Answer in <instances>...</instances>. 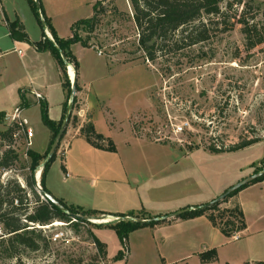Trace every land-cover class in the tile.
Wrapping results in <instances>:
<instances>
[{
	"label": "rangeland",
	"instance_id": "obj_1",
	"mask_svg": "<svg viewBox=\"0 0 264 264\" xmlns=\"http://www.w3.org/2000/svg\"><path fill=\"white\" fill-rule=\"evenodd\" d=\"M21 4L25 9H31L26 0H21ZM102 5L99 23L93 32L88 33L84 24L76 28L80 37L94 45L95 53L98 51L103 54V59L106 57L113 62L111 74L102 87L108 91V97L114 96L112 104L120 101L117 100L118 94L142 88L129 95L130 100L142 99L147 94L152 109L136 118L137 132L158 137L160 143L177 146L173 147L175 149L193 152L187 162L200 163L201 170L187 176L191 180L190 187L208 193L215 188H225L226 191L263 170L264 42L250 48L243 29L245 24L240 21L244 19L259 28L264 26V0H223L222 16L211 18V23L207 18L204 20L211 29L210 39L177 55L169 54L154 61L146 59L138 45L130 0H105ZM1 11L0 7V22ZM2 31L4 28L0 25V35ZM19 61L12 48L0 55V112H4L0 133L7 129L15 112L14 84L25 76ZM4 65H7L5 72ZM27 114L31 115V126L36 129L38 110L35 109V116L34 110ZM185 122L187 124L182 132L174 131L175 126ZM147 130H151V134ZM42 135L44 132L39 131V142ZM252 139L258 141L239 150H210L212 147L226 149ZM11 147L19 158L11 168L0 169V183L12 185L10 182L17 180L26 190L30 212L36 204V197L26 184L30 175L31 159L27 154L30 146L21 133L14 137ZM35 147L41 149L39 145ZM180 160L183 162L182 158ZM52 164L51 175L58 181L61 175L60 157ZM42 168L41 165L33 177L40 170L42 172ZM38 181L41 185V173ZM35 191L44 201L36 187ZM263 191L264 181H260L237 192L246 209L247 229L237 239L218 234L216 244L220 249H216L221 252L219 256L217 251L218 264L255 263L264 258ZM227 201L221 203V208H225ZM107 216L112 219H108V223L131 218ZM22 218L26 221L25 216ZM53 223L59 224L37 226V233L41 234L39 248L17 246L18 254L14 258L9 257L6 245L1 243L7 235L3 236L6 231L0 224V264H125L115 258L122 244L110 226H97L101 223L88 221L73 224L57 220ZM56 230L66 232L65 240H52ZM95 237L106 244L105 256L100 254L94 243ZM194 240L195 236L191 238L189 234H173L156 240L151 228L140 230L133 233L127 242L126 264H193L192 251L202 244L195 245Z\"/></svg>",
	"mask_w": 264,
	"mask_h": 264
},
{
	"label": "crops",
	"instance_id": "obj_2",
	"mask_svg": "<svg viewBox=\"0 0 264 264\" xmlns=\"http://www.w3.org/2000/svg\"><path fill=\"white\" fill-rule=\"evenodd\" d=\"M98 1L41 0V3L58 36L69 38L72 36V25L81 19L92 17L94 5ZM0 7V25L4 28L0 35V55L8 53V49L12 48L18 54L19 65L25 72L24 79L14 84V107L21 102L19 89L27 90L26 97L30 105L22 109V116L28 120V127L33 131L30 148L44 154L49 147L52 132L42 123L39 101L48 103L49 117L52 120L62 119L66 102V91L62 87L63 72L49 51L40 52L29 43L14 40L10 36L6 17L10 21L18 17L32 42L42 39L43 26L32 9H25L21 0H0ZM45 33L53 39L48 28H45ZM71 49L79 62L77 73L73 66L67 68L70 81L72 69L79 86L75 94L79 103L75 111L78 122L68 125L54 161L56 163L57 157H60L65 170L61 168L60 178L56 181L51 175L52 164L46 175V187L54 197L69 205L96 210L106 215L138 213L144 210L153 216H163L206 204L225 191V188H215L208 193L191 188V180L187 176L201 170L200 163L187 162L193 152L175 149L177 146L160 143L158 137L137 132L136 118L152 109L147 94L142 99L137 97L130 100L129 95L136 94L134 92L141 91L142 88L118 94L117 100L120 101L112 104L114 96L108 97V91L102 85L111 74L113 62L106 57L103 59V54L96 50L95 53L93 47L75 43ZM6 67L4 65V72ZM35 109L38 110L36 129L31 126V115L27 114L34 110L35 116ZM89 122L93 123L99 134L113 142L114 150L97 148L81 134V128ZM148 130L151 134V130ZM39 131L44 132L41 142L37 139ZM106 143L104 142L105 145ZM35 145H39L41 149ZM261 197L264 204V193ZM237 204L245 213L244 202H240L237 195L229 198L224 206L230 208ZM168 220L170 221L167 223L139 228L130 234L128 240L133 233L148 228H151L156 240L173 234H189L191 238L195 236V245L202 242L200 247L195 248L197 250L192 251L193 264H218L217 260L202 263L199 258L201 252L220 249L216 244L218 234L225 236L206 215L192 219L174 217ZM246 229L232 238H239ZM218 253L221 256L220 250ZM123 261L126 264L128 259L124 258ZM259 261L264 262V258Z\"/></svg>",
	"mask_w": 264,
	"mask_h": 264
},
{
	"label": "trees",
	"instance_id": "obj_3",
	"mask_svg": "<svg viewBox=\"0 0 264 264\" xmlns=\"http://www.w3.org/2000/svg\"><path fill=\"white\" fill-rule=\"evenodd\" d=\"M26 1L41 23L40 13L37 11L36 3L38 2L40 5L41 15L46 25V27L42 28L43 37L39 41L32 42L25 30L24 24L18 17L13 21H10L6 17L10 36L14 40L29 43L40 52L49 51L54 56L63 72L62 87L64 91H66V102L64 103L63 107L62 119L60 121H54L49 117L48 103L44 100L39 101L42 123L50 129L52 135L49 147L44 154H41L31 148L27 150V154L31 159V165L29 167L30 175L26 180V184L36 197V204H34V206L31 208V211H28L30 206L28 201L29 199L25 194L26 190L17 180L10 182L12 185H4L3 183H0V224L6 231L3 236L7 235V238L2 239L1 243L6 245L7 252L11 258L17 257V246H25L31 249L39 248L38 241L41 237V234L37 233L36 229L39 228L37 226H46L57 220L71 222L73 224L78 222H87L82 220L74 221L67 213L63 212L52 202L40 200L38 194L35 191V181L33 174L42 165L43 160L47 158L50 147L61 127L69 107L72 83L67 74V66L65 65L60 50L64 53L68 63L74 67L77 73L79 69V62L72 52V45L75 43H80L84 47H94V45L90 44L86 39L80 37V35L76 32V28L78 25L84 24L86 25V30L88 33L93 32L96 28V25L99 23L100 10L102 9V4L105 2V0H99L94 5V14L92 17L81 19L72 25L71 37L61 38L54 30L50 18L45 14L41 0ZM130 3L133 9L132 19L138 34V45L144 51L145 58L150 61H154L158 57H163L169 54L177 55L188 48L207 41L210 39L211 29L208 26V22H205L204 20L207 18L211 23V18L221 17L223 14V0H130ZM240 22L245 24L243 29L248 40V46L250 48H254L264 42V26L259 28L257 24H248L244 19ZM45 28L49 29L53 36V40L46 35ZM253 33H255V35H253ZM75 88L76 91L79 90L77 81ZM27 92V90L19 89L21 102L17 108L23 109L30 105L26 97ZM78 107V98L75 96L69 124L75 125L78 122V117L75 113ZM3 115L4 112H0V120L2 119ZM18 129L19 128L17 125L10 124L7 129L0 133V151L3 149L0 155V169L11 168L19 158L18 153L11 147L14 134ZM66 131L64 132V135L66 134ZM81 134L84 135L86 139L97 148L114 150L113 142L110 139H105L103 135L99 134L95 130L92 122L85 124L81 128ZM257 141L258 139H252L237 143L226 149L212 147L210 150L215 152L235 151L250 146ZM104 142H107L106 145ZM56 155L57 151L54 156L46 162L41 172V186L50 194L52 193L46 187L45 179L51 164L56 159ZM261 162L264 164V157ZM61 168L62 170H65L64 164L61 165ZM260 181H264V175L252 183ZM238 191H235L222 201L212 205L209 208L190 210L181 214L178 216V218L192 219L201 215H206L212 224L218 227L226 237L235 236L247 228L244 212L239 204L231 208H221V203L236 195ZM56 199L72 213L91 215L93 217L106 215L96 210H85L82 207L69 205L59 198ZM16 201L17 203H15ZM113 215L120 217H131L130 219L121 218L119 221L113 223L97 225L110 226L116 231L122 244V248L118 251L115 257L116 260H123L126 258L128 253V238L133 231L139 228L148 226L152 227L170 221L168 219L155 220L156 217H160L162 215L153 216L144 210L138 213L131 212L129 214ZM22 216H25L26 221L23 220ZM143 219L148 221H139ZM94 243L96 244L100 254L102 253L105 256L107 247L106 244L96 237L94 238ZM124 250L126 251V254L124 253ZM199 258L202 263L214 262L218 259L217 250L213 248L201 252L199 254ZM246 264H264V262L258 261L255 263Z\"/></svg>",
	"mask_w": 264,
	"mask_h": 264
},
{
	"label": "water",
	"instance_id": "obj_4",
	"mask_svg": "<svg viewBox=\"0 0 264 264\" xmlns=\"http://www.w3.org/2000/svg\"><path fill=\"white\" fill-rule=\"evenodd\" d=\"M37 1V0H36ZM37 6V11L38 13H40V17H41V24L43 27H46L44 19L41 15V8L39 3H36ZM51 39V37H49ZM60 53L62 55V58L65 62V65L67 66V68H71L72 66L68 63L64 53L60 50ZM71 83H72V87H71V93H70V99H69V107L66 113V116L61 124V127L58 131V133L56 134L54 141L50 147V150L48 152V156L46 158V160L42 163V167L46 164V162L51 159L54 154L56 153L60 142L62 140V137L64 135V132L67 130V127L69 125V121H70V116H71V112H72V105L74 103V98H75V94H76V88H75V84H76V75H74V78L71 79ZM264 175V169L251 174L250 176L246 177L245 179L241 180L240 182H238L237 184L231 186L230 188H228L224 193H222L221 195H219L218 197H216L215 199H213L212 201L203 204V205H198V206H194V207H189V208H184L181 209L179 211L170 213L168 215H164V216H160V217H156L155 220H166V219H170V218H174V217H178L181 214L188 212L190 210H196V209H206L211 207L212 205L222 201L223 199H225L227 196L231 195L232 193H234L235 191H238L239 189H241L242 187L249 185L250 183H252L253 181H255L256 179L260 178L261 176ZM34 181H35V187L37 188V190L39 191V193L41 194V196L47 200L52 202L53 204H55L59 209H61L63 212L67 213L74 221L77 220H82V221H88V222H93L96 223L94 220L96 219H109L112 220L110 216L107 215H100L97 217H93L91 215H82V214H77V213H72L70 211L67 210V208L60 203L56 197H54L52 194H50L48 191L44 190L42 188V186L40 185V182L38 181V177L37 175H34ZM140 222H147L148 220L143 219V220H139ZM104 224V223H101Z\"/></svg>",
	"mask_w": 264,
	"mask_h": 264
},
{
	"label": "built area",
	"instance_id": "obj_5",
	"mask_svg": "<svg viewBox=\"0 0 264 264\" xmlns=\"http://www.w3.org/2000/svg\"><path fill=\"white\" fill-rule=\"evenodd\" d=\"M19 52H21V51H19ZM10 124H15L19 128L17 130V132L14 134V137L17 138L18 136H20L21 133H23L27 144L30 146L31 145V138L33 137V131L28 127V124H29L28 120L22 116V109L17 108V107L15 108V112L11 115ZM185 124H187V122L183 123V125H181V126H175L174 131L177 133L182 132L185 128ZM15 203H17V201ZM54 225H56V223H53V224H50L47 226L50 227V226H54ZM65 238H66V232L64 230H56L52 236V240L55 242L63 241V240H65Z\"/></svg>",
	"mask_w": 264,
	"mask_h": 264
},
{
	"label": "bare ground",
	"instance_id": "obj_6",
	"mask_svg": "<svg viewBox=\"0 0 264 264\" xmlns=\"http://www.w3.org/2000/svg\"><path fill=\"white\" fill-rule=\"evenodd\" d=\"M74 75H75V73L73 72L72 69H70V76H71L72 79L74 78ZM40 173H41V170L39 172H37V174H38L37 177H39ZM96 222H98V223H108L109 220L108 219H103V220L100 219V220H97ZM56 224H59V223H56Z\"/></svg>",
	"mask_w": 264,
	"mask_h": 264
}]
</instances>
